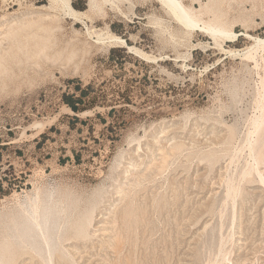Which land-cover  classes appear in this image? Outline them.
<instances>
[{
  "label": "rangeland",
  "instance_id": "1",
  "mask_svg": "<svg viewBox=\"0 0 264 264\" xmlns=\"http://www.w3.org/2000/svg\"><path fill=\"white\" fill-rule=\"evenodd\" d=\"M93 1L0 0V248L51 197L54 235L92 219L60 264H264V0H179L194 30L158 0Z\"/></svg>",
  "mask_w": 264,
  "mask_h": 264
},
{
  "label": "bare ground",
  "instance_id": "2",
  "mask_svg": "<svg viewBox=\"0 0 264 264\" xmlns=\"http://www.w3.org/2000/svg\"><path fill=\"white\" fill-rule=\"evenodd\" d=\"M158 1L162 3L163 6H165L167 9H169V11L179 21V23L185 26L186 28L190 30H194L200 27L199 20L196 18V16L193 15L194 13H192L191 10L188 9L182 1L179 0H158ZM68 4L69 1H66L65 5L68 6ZM203 30H206L213 37H215L216 35L218 36V34L223 35V37L224 36L229 37L230 39L232 38L234 39L235 37L233 35H230L227 31H224V29L221 30L220 28L216 29L214 27L212 28L210 26L203 25ZM259 42L260 44L264 43V39L263 38L260 39ZM34 53H36V51ZM262 109L264 110V102ZM253 126H252L254 128L253 134H256L257 136V138L255 139V143L260 144L262 141H264V112L263 115L260 116V118L257 121H255V125L253 124ZM257 165H258L256 169L257 174L260 177L261 183L264 184V175L261 173L259 169V164ZM57 203L59 204V202L52 199L51 197H49L48 200L37 199L36 201L32 202L31 205L29 203L28 204L30 205L29 207L27 208L22 207V209L17 214V216H15L13 219L10 220L9 228H8L10 232H8V234L6 235L5 241L1 244V248H0L1 251L0 262L2 264H17L19 260L24 259L26 256H30V259L33 260L32 264H39L36 263L37 258L42 259L43 264H60L63 260L66 261V256L64 253L65 245H66L65 243L68 242V244H70L69 242L71 240H74L76 241V243H79L89 238V235L91 234L89 232V226L91 225L92 219L84 220L82 217L78 218L77 223L73 227L72 233L65 235L60 228H58V231L56 232L55 235L52 233L51 223L53 222V220L56 217L58 219L59 218L61 219L62 218L61 214H63L64 217L67 213V210L65 208L59 209ZM60 205L63 206V203H61ZM62 220L63 219H61L60 221L61 224H62ZM13 238H15L17 242H14ZM53 243H55L56 247L58 245L61 248L60 252H57L55 256L52 247ZM34 245H36L38 248L35 247ZM122 245L120 240H116L114 242L112 248L116 254H120ZM221 245L222 244H220V246ZM222 259L223 261H225L226 256H224ZM72 264H74V262ZM110 264H116V263L110 262Z\"/></svg>",
  "mask_w": 264,
  "mask_h": 264
},
{
  "label": "trees",
  "instance_id": "3",
  "mask_svg": "<svg viewBox=\"0 0 264 264\" xmlns=\"http://www.w3.org/2000/svg\"><path fill=\"white\" fill-rule=\"evenodd\" d=\"M88 93L86 90L82 91V95L80 97H76V95H72V96H67L65 97V102L69 105V107L77 114L83 112L86 110V107H83L81 105H93L97 102V100H99V96L97 95L95 97H93L92 99H90L89 101H86V97H87ZM101 97L104 98L106 97V94H102ZM115 103H119L122 101H125L127 103L131 102L130 99V94L129 91L128 92H124V93H119V99H114ZM117 104L113 106L112 112H115L117 110ZM0 192H3V189H0ZM1 195V194H0Z\"/></svg>",
  "mask_w": 264,
  "mask_h": 264
}]
</instances>
